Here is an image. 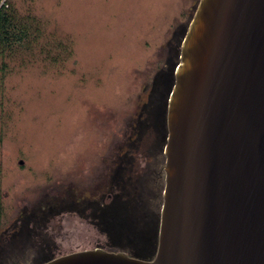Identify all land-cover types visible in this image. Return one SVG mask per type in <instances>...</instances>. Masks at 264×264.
<instances>
[{
  "label": "rangeland",
  "instance_id": "rangeland-1",
  "mask_svg": "<svg viewBox=\"0 0 264 264\" xmlns=\"http://www.w3.org/2000/svg\"><path fill=\"white\" fill-rule=\"evenodd\" d=\"M198 3L11 0L36 39L9 49L0 72V264L94 247L155 255L165 172L159 198L157 172L138 202L130 179L165 164L169 95ZM158 77L160 130L148 120Z\"/></svg>",
  "mask_w": 264,
  "mask_h": 264
},
{
  "label": "water",
  "instance_id": "water-1",
  "mask_svg": "<svg viewBox=\"0 0 264 264\" xmlns=\"http://www.w3.org/2000/svg\"><path fill=\"white\" fill-rule=\"evenodd\" d=\"M158 246L40 264H264V0H199L167 111Z\"/></svg>",
  "mask_w": 264,
  "mask_h": 264
},
{
  "label": "trees",
  "instance_id": "trees-1",
  "mask_svg": "<svg viewBox=\"0 0 264 264\" xmlns=\"http://www.w3.org/2000/svg\"><path fill=\"white\" fill-rule=\"evenodd\" d=\"M34 37H32V32L31 29L28 25L27 22H23L19 19V17L17 16L16 11L13 8L10 7H3L0 8V72L3 71V75H5V72H7L8 68H9V63L7 60V58L10 55V52H8L9 49H11L14 45H18L17 47H21V45L30 47L33 45V43L35 42ZM0 75V78L2 77ZM160 78L158 77L153 85V90H152V95L150 98V103H149V108H148V113H149V123L152 124L153 128H156L158 130L162 129V111L164 110L163 105L165 103L166 97L162 98V94H164V90L162 88H160ZM143 125V124H142ZM141 125V126H142ZM147 126V124H145ZM168 127V125H167ZM2 135H0V142L2 141ZM144 177H137L135 180L130 179L131 180V185L133 186L135 192L131 193V196H140V199H134L133 202H138L139 200H141L143 193H146V191L144 190ZM129 180V179H128ZM146 181L148 180V178L145 179ZM125 187L126 183L124 185H122V193L121 195H125V191L127 190ZM42 202H48V197L43 199ZM40 202V206L41 203ZM132 202V201H131ZM132 202V203H133ZM158 206L160 205V202L157 203ZM50 206V205H49ZM43 208V207H41ZM43 209H47L48 208H43ZM141 214V213H139ZM144 215V214H141ZM135 216H137V214H132V217L134 218ZM30 220L27 221V224H29V222H34L35 219L33 218V215L30 216L29 215ZM137 221V217H135V219ZM28 227V226H27ZM22 230L29 231V238H32L31 236L36 235L35 233L33 234L32 231H34V229H30V227L27 229L25 227L22 226ZM35 232V231H34ZM143 234V233H142ZM106 248H111V247H106ZM127 251L130 255L133 256H137V257H141L140 254H136V253H131L130 251L126 250V249H122ZM55 257V256H54ZM53 258V257H51ZM49 258V259H51ZM144 258V257H141ZM48 259V260H49Z\"/></svg>",
  "mask_w": 264,
  "mask_h": 264
},
{
  "label": "flooded vegetation",
  "instance_id": "flooded-vegetation-1",
  "mask_svg": "<svg viewBox=\"0 0 264 264\" xmlns=\"http://www.w3.org/2000/svg\"><path fill=\"white\" fill-rule=\"evenodd\" d=\"M167 77V76H166ZM167 80H168V77H167ZM151 95H152V92H151ZM151 95H150V98H151ZM162 98H164V94H162ZM152 152V151H151ZM150 152V153H151ZM163 166H164V164L161 166V167H159V165L157 164L156 166L154 165L153 166V168H152V165H151V167H149V168H144V172H142V173H139V174H142V175H139V176H141V177H144V178H147V176L149 177V179L152 177V173H153V171H155V172H157V177H156V179H155V186H157V198H159L160 197V188H161V186H160V184H159V179L162 177V175H163V172H164V170H163ZM150 170H153V171H151L150 172ZM149 194V193H148ZM161 202H162V198H161ZM158 205V204H157Z\"/></svg>",
  "mask_w": 264,
  "mask_h": 264
},
{
  "label": "built area",
  "instance_id": "built-area-1",
  "mask_svg": "<svg viewBox=\"0 0 264 264\" xmlns=\"http://www.w3.org/2000/svg\"><path fill=\"white\" fill-rule=\"evenodd\" d=\"M11 0H0V8H7L10 7Z\"/></svg>",
  "mask_w": 264,
  "mask_h": 264
}]
</instances>
